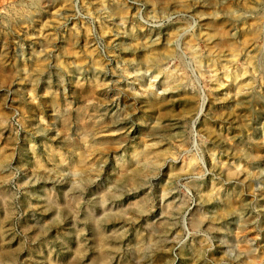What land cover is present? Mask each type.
Returning <instances> with one entry per match:
<instances>
[{
  "label": "rangeland",
  "instance_id": "rangeland-1",
  "mask_svg": "<svg viewBox=\"0 0 264 264\" xmlns=\"http://www.w3.org/2000/svg\"><path fill=\"white\" fill-rule=\"evenodd\" d=\"M262 136L264 0H0V264H264Z\"/></svg>",
  "mask_w": 264,
  "mask_h": 264
},
{
  "label": "bare ground",
  "instance_id": "bare-ground-1",
  "mask_svg": "<svg viewBox=\"0 0 264 264\" xmlns=\"http://www.w3.org/2000/svg\"><path fill=\"white\" fill-rule=\"evenodd\" d=\"M154 39H155V38H154ZM148 41H149V39H148ZM145 42H146V41H145ZM156 42H157V41H156ZM156 42H155V43H156ZM144 44H145V43H144ZM152 44H153V43H152ZM149 45H151V44L149 43ZM146 46H148V45H146ZM153 46H154V45H153ZM153 46H152V47H153ZM150 48H151V47H150ZM151 50H152V48H151ZM151 50H150V51H151ZM150 53H151V52H150ZM153 54H154V53H153ZM153 54H151V55H153ZM152 57H153V56H152ZM158 59H159V58H158ZM153 60H154V59H153ZM155 61H156V60H155ZM36 66H37V65H36ZM38 66H39V65H38ZM38 66H37V68H38ZM35 69H36V68H35ZM236 76H237V75H236ZM218 101H219V100H218ZM220 101H221V100H220ZM81 113H82V111L80 112V114H81ZM82 114H83V113H82ZM81 116H82V115H81ZM81 116H80V117H81ZM89 117H90V116H89ZM112 117H113V116H112ZM82 118H83V117H82ZM82 118H81V119H82ZM90 118H91V117H90ZM87 119H88V118H87ZM92 119H93V121H94L95 118H92ZM120 119H122V118H120ZM125 119H126V118H125ZM125 119H124V120H125ZM89 120H90V119H89ZM85 121H86V120H85ZM91 121H92V120H91ZM91 121H90V122H91ZM117 121H119V119H118ZM126 121H127V120H126ZM82 122H84V119H83ZM94 122H96V121H94ZM94 122H93V124H94ZM99 122H101V124L103 123L102 121H99ZM122 122H124V121H122ZM80 123H81V122H80ZM86 123L89 124V121H88V122L86 121ZM81 124H82V123H81ZM91 124H92V122H91ZM97 124H98V123H97ZM79 125H80V124H79ZM114 125H115V124H114ZM118 125H119V124H117V126H118ZM120 125H121V124H120ZM153 125H154V124H153ZM153 125H152V126H153ZM81 126H82V125H81ZM81 126H80V127H81ZM84 126L86 127L85 124H84ZM84 126H83V127H84ZM89 126H90V125H89ZM92 126H94V125H92ZM77 127H78V126H77ZM149 127H150V126H149ZM175 127H176V126H175ZM65 128H66V127H65ZM88 128H89V127H88ZM66 129H67V128H66ZM79 129H80V128H79ZM79 129H78V130H79ZM91 129H92V128H91ZM103 129H104V128H103ZM108 129H109V128H108ZM111 129H112V128H111ZM118 129H119V128H118ZM148 129H149V128H148ZM63 130H64V132L66 131L65 129H63ZM78 130H77V131H78ZM84 130L86 131L85 128H84ZM88 130H89V129H88ZM101 130H102V129H101ZM109 130H110V129H109ZM113 130H115V129H113ZM160 130H162V129H160ZM89 131H90V130H89ZM105 131H106V130H105ZM111 131H112V130H111ZM152 131H153V130H152ZM157 131H158V130H157ZM108 132H109V131L107 130V133H108ZM112 132H114V131H112ZM155 132H156V131H155ZM65 133H66V132H65ZM68 133H69V132H68ZM68 133H67V134H68ZM79 133H80V132H79ZM81 133H82V132H81ZM88 133H89V132H86L87 135H85V136H88ZM90 133H91V132H90ZM90 133H89V134H90ZM109 133H110V132H109ZM67 134H66V135H67ZM95 134H96V133H95ZM62 135H64V134H62ZM69 135H70V134H69ZM93 135H94V134H93ZM116 135H117V134H116ZM126 135H127V134H126ZM95 136H96V135H95ZM95 136H94V137H95ZM104 136H105V135H104ZM108 136H109V135H108ZM112 136H113V135H112ZM81 137H82V136H81ZM110 137H111V136H109V138H110ZM114 137H116V136H114ZM262 137H263V136H262ZM78 138H79V137H78ZM82 138L86 140V137L83 136ZM82 138H81V139H82ZM118 138H119V137H118ZM263 138H264V137H263ZM113 139H115V138H113ZM178 139H179V138H178ZM257 141H258V140H257ZM87 142H88V141H87ZM78 143H79V141H78ZM91 143H92V142H91ZM79 144H80V143H79ZM81 144H83V143H81ZM84 144H86V143H84ZM87 145H88V144H87ZM90 145H91V144H90ZM259 145H260V144H259ZM259 145H258V146H259ZM261 145H263V144H261ZM82 146H83V145H82ZM88 146H89V145H88ZM88 146H87V147H88ZM83 147L85 148V145H84ZM89 147H90V146H89ZM254 150H256V147H255ZM261 150H262V149H261ZM134 152H135V151H134ZM257 154H258V152L256 153V155H257ZM261 154H262V153H261ZM145 156H146V155H145ZM116 157H117V156H116ZM35 159H37V158H35ZM117 161H118V159H117ZM33 162H34V161H33ZM33 162H32V163H33ZM36 162H37V161H36ZM35 164H36V163H35ZM38 164H39V163H38ZM33 166H34V165H33ZM41 167H42V166H41ZM88 167H89V166H88ZM31 169H32V168H31ZM33 169H34V167H33ZM33 169H32V170H33ZM40 169H43V168H40ZM91 169H92V168H91ZM93 169H94V168H93ZM231 169H232V167H231ZM36 170H38V168H37ZM87 171H89V168H88ZM227 171H228V170H227ZM227 171H225V173H226ZM229 171H230V170H229ZM34 172H35V171H34ZM236 174H237V172H236ZM226 175H227V174H226ZM230 176H231V175H230ZM231 177H232V176H231ZM119 181H120V180H119ZM125 181H126V180H125ZM120 184H121V183H120ZM199 188H200V187H199ZM50 194H51V193H50ZM50 194H49V195H50ZM201 194H202V193H201ZM49 195H48V197L50 198L51 195H50V196H49ZM66 196H67V195H66ZM52 197H53V195H52ZM39 198H40V197H39ZM63 198H65V197L63 196ZM104 198H105V197H104ZM47 199H48V198H47ZM65 199H66V198H65ZM65 199H64V200H65ZM72 199H73V198H71V200H72ZM143 199H144V198H143ZM42 200H43V199H42ZM52 200H53V199H52ZM48 201H50V200H48ZM54 201L56 202V200H54ZM65 201H68V200H65ZM65 201H64V202H65ZM75 201H76V199H75ZM143 201H144V200H143ZM57 202H58V201H57ZM73 202H74V200H73ZM137 202H138V201H137ZM137 202H136V203H137ZM76 203H77V202H76ZM76 203H75V204H76ZM134 203H135V202H134ZM139 203H141V201H140ZM46 204H47V203H46ZM63 204H64V203H63ZM63 204H61V205H63ZM65 204H66V203H65ZM69 204H70V203H69ZM244 204H245V203H244ZM43 205H44V204H43ZM48 205H49V203H48ZM54 205H56V204L53 203V206H54ZM57 205H59V204L57 203ZM61 205H60V207H61ZM67 205H68V203H67ZM135 205H136V204H135ZM247 205H248V204H247ZM136 206H137V205H136ZM143 206H144V205H143ZM238 206H239V205H238ZM242 206H245V205H242ZM242 206H241V207H242ZM36 207H37V206H36ZM38 207H39V206H38ZM38 207H37V208H38ZM60 207H59V208H60ZM63 207H64V206H63ZM68 207H69V206H68ZM71 207H72V209H73V206H72V205H71ZM246 207H247V206H246ZM50 208H51V207H50ZM136 208H137V207H136ZM41 209H42V208H41ZM55 209H56V206H55ZM137 209H138V208H137ZM60 210H61V209H60ZM67 210H68V209H67ZM70 210H71V209H70V207H69V211H70ZM117 210H118V209H117ZM238 210H239V209H238ZM240 210H241V209H240ZM42 211H43V209H42ZM61 211H62V210H61ZM69 211H68V212H69ZM73 211H74V210H73ZM73 211H72V212H73ZM109 211H111V210H109ZM242 211H243V210H242ZM55 212H56V211H55ZM233 212H234V211H233ZM245 212H246V211H245ZM56 213L59 214V212H56ZM60 213H61V212H60ZM112 213H113V212H112ZM234 213H235V215H237L236 212H234ZM238 213H239V211H238ZM108 214H109V213H108ZM108 214L106 213V215H108ZM110 215H111V212H110ZM115 215H116V214H115ZM119 215H121V214H119ZM119 215H118V216H119ZM122 215H123V214H122ZM126 215H127V214H126ZM168 215H169V213H168ZM73 216H74V215H73ZM111 216H112V215H111ZM237 216H238V215H237ZM116 217H117V216H116ZM219 217H220V216H219ZM239 217H240V216H239ZM120 218H121V217H120ZM127 218H128V217H127ZM129 218H130V217H129ZM167 218H168V217H167ZM162 219H164V218H162ZM162 219H161L160 221H162ZM221 219H222V218H221ZM238 219L240 220V218H238ZM244 219H245V218H244ZM248 219H249V218H248ZM248 219H246V220H248ZM126 220H127V219H126ZM216 220H217V219H216ZM219 220H220V219H219ZM239 220H238V221H239ZM221 221H222V220H221ZM242 221H244V220H242ZM249 221H250V222L248 223V225H249L250 223H252V222H251L252 220H249ZM97 222H98V221H97ZM164 222H165V221H164ZM164 222H163V223H164ZM244 222H245V221H244ZM244 222H243V223H244ZM165 223H166V222H165ZM241 223H242V222H240V225H241ZM0 224H2V223L0 222ZM244 224H245V223H244ZM162 225H163V224H162ZM242 225H243V224H242ZM245 225H246V224H245ZM1 226H3V224L0 225V227H1ZM237 226H238V223H237ZM100 227H101V226H100ZM243 227H244V226H243ZM245 227H247V226H245ZM2 228H4V227H2ZM96 228H97V227H96ZM96 228H95V229H96ZM98 228H99V227H98ZM250 228H251V226H249V229H250ZM254 228H255V227H254ZM254 228H253V229H254ZM101 229H102V228H101ZM110 229H111V228H110ZM116 229H118V228H116ZM251 229H252V228H251ZM0 230H1V228H0ZM96 230H97V229H96ZM96 230H95V231H96ZM103 230H104V228H103ZM236 230H237V229H236ZM98 231H100V230L98 229ZM104 231H105V230H104ZM104 231H103V232H104ZM115 231H116V230H115ZM243 231H245V230H243ZM249 231H250V230H249ZM1 232H2V231H1ZM5 232H6V231H5ZM96 232H97V231H96ZM111 232H112V231H111ZM235 232H236V231H235ZM237 232H238V230H237ZM237 232H236V233H237ZM241 232H242V230H241ZM245 232H246V231H245ZM109 233H110V232H109ZM114 233H115V232H114ZM118 233H119V232H118ZM251 233H252V232H251ZM1 234H4V233L2 232ZM97 234H98V232H97ZM239 234H240V233H239ZM241 234H242V233H241ZM98 235H99V234H98ZM98 235H96V236H98ZM166 235H167V234H166ZM243 235H244V234H243ZM251 235H252V234H251ZM116 236H118V235H116ZM235 236H236V235H235ZM0 237H1V236H0ZM2 237H3V236H2ZM99 237H100V236H99ZM104 237H106V236H104ZM244 237H245V235H244ZM5 238H6V237H5ZM96 238H97V237H96ZM109 238H110V237H109ZM116 238H117V237H116ZM238 238H239V237H238ZM247 238H248V236H247ZM249 238H251V237L249 236ZM98 239H99V238H98ZM98 239H97V240H98ZM117 239H118V238H117ZM121 239H122V238H121ZM236 239H237V238H236ZM242 239H243V238H242ZM3 240H5V239H3ZM3 240L1 239L0 242H3ZM99 240H100V239H99ZM99 240H98V241H99ZM102 240H104V239H102ZM239 240H241V238H240ZM244 240H245V239H244ZM244 240H243V242H244ZM248 240H249V239H248ZM248 240H247V241H248ZM241 241H242V240H241ZM243 242H242V244H243ZM98 243H99V242H98ZM100 243H101V242H100ZM103 243H104V242H103ZM106 243H107V242H106ZM244 244H245V242H244ZM244 244H243V245H244ZM246 245H247V244H245V246H243V247L246 248ZM97 246H98V245H97ZM101 246H103V248H104V245H101ZM106 246H107V244H106ZM4 247H5V246H4ZM98 247L100 248V246H98ZM241 247H242V246H241ZM241 247H240V248H241ZM249 247H250V245H249ZM249 247H248V249H249ZM105 248H108V247H105ZM245 248H244V250H245ZM250 248H251V247H250ZM4 249H5V248H4ZM101 249H102V247H101ZM112 249H113V247H112ZM83 250H84V248H83ZM0 251H2V250H0ZM4 251L7 252L6 249H5ZM75 251H76V250H75ZM75 251H74V252H75ZM103 251H104V250H103ZM81 252H82V251H81ZM99 252H100V251H99ZM107 252H108V251H107ZM244 252H247V251H244ZM75 253H76V252H75ZM103 253H104V252H103ZM109 253H110V252H109ZM81 255H82V254H81ZM101 255H102V254H101ZM83 256H84V254H83ZM97 256L99 257L100 255H97V254H96V258H97ZM75 257H76V256H75ZM79 257H80V256H79ZM79 257H78V258H79ZM108 257H109V256H108ZM93 258H94V257H93ZM100 258H101V257H100ZM105 258H106V256H105ZM106 259H107V258H106ZM48 260H49V259H48ZM93 260H94V259H93ZM101 260H102V259H101ZM94 261L96 262V259H95ZM97 261L101 262L100 260H97ZM102 261H103V260H102ZM109 261H110V260H109ZM109 261H108V262H109ZM99 262H97V263H99ZM106 262H107V261H106ZM106 262H105V263H106ZM77 263H78V262H77ZM92 263L95 264L94 262H92ZM97 263H96V264H97Z\"/></svg>",
  "mask_w": 264,
  "mask_h": 264
}]
</instances>
